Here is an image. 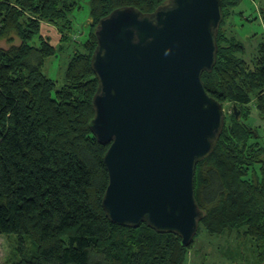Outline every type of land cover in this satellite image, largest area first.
Listing matches in <instances>:
<instances>
[{"label": "trees", "instance_id": "trees-1", "mask_svg": "<svg viewBox=\"0 0 264 264\" xmlns=\"http://www.w3.org/2000/svg\"><path fill=\"white\" fill-rule=\"evenodd\" d=\"M80 1L0 0V43L11 45H0V234L18 236L16 264H186L203 231L236 233L264 258V144L244 122L253 99L264 118V36L248 54L225 27L240 0H222L217 63L202 79L208 94L232 102L241 118L232 106V123L225 115L213 153L197 165L195 196L204 217L189 247L145 223L125 227L109 219L103 198L110 145L91 129L98 23L120 7L152 13L169 0H89L85 36L73 21ZM261 16L264 24V8ZM43 23L57 29V46L42 35ZM69 46L66 83L58 87L43 67ZM26 238L36 246L29 254Z\"/></svg>", "mask_w": 264, "mask_h": 264}, {"label": "water", "instance_id": "water-1", "mask_svg": "<svg viewBox=\"0 0 264 264\" xmlns=\"http://www.w3.org/2000/svg\"><path fill=\"white\" fill-rule=\"evenodd\" d=\"M222 19V0H169L152 13L120 7L98 23L91 129L110 145L103 207L113 223L193 243L204 217L196 168L225 127L202 79L217 63Z\"/></svg>", "mask_w": 264, "mask_h": 264}, {"label": "rangeland", "instance_id": "rangeland-1", "mask_svg": "<svg viewBox=\"0 0 264 264\" xmlns=\"http://www.w3.org/2000/svg\"><path fill=\"white\" fill-rule=\"evenodd\" d=\"M263 8L264 0H240L233 9L234 12L228 21V26H225L230 28L238 40L242 41L248 54L255 49L264 36V24L261 16ZM73 21L77 32L81 31L84 36L89 32V0L79 2L77 10L74 12ZM42 35L48 38L54 46L58 45L61 38L57 29L48 23L42 24ZM15 44H19L18 39L15 40ZM0 45L4 48L11 46L6 41H2ZM71 55L72 48L69 46L45 62L44 74L54 80L58 87L66 83L65 72ZM250 105L252 108L244 117V122L259 134L260 142L264 144V118L256 110L254 99ZM232 106V102L223 104L225 115L230 122ZM25 246L28 254L36 248L30 238H26ZM191 247L186 264H264V258L259 256L257 249L236 233L222 237H210L203 231ZM21 258L22 251L18 236L0 234V264H16Z\"/></svg>", "mask_w": 264, "mask_h": 264}]
</instances>
